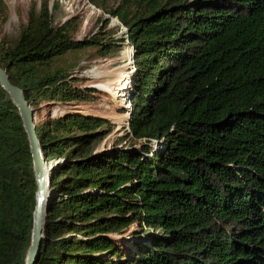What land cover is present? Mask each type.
<instances>
[{
  "label": "trees",
  "instance_id": "16d2710c",
  "mask_svg": "<svg viewBox=\"0 0 264 264\" xmlns=\"http://www.w3.org/2000/svg\"><path fill=\"white\" fill-rule=\"evenodd\" d=\"M51 3L34 2L11 36L0 1V67L34 116L62 109L35 123L54 167L37 264H264V0H121L109 10L134 49L127 116L143 144L119 160L96 153L110 121L67 109L105 98L122 111L54 63L119 52L125 41L108 21L76 39L81 17L56 23ZM152 142L161 148L150 154ZM35 193L27 136L0 86V264H24ZM130 212L151 231L125 251L109 236L129 226Z\"/></svg>",
  "mask_w": 264,
  "mask_h": 264
},
{
  "label": "rangeland",
  "instance_id": "374dc122",
  "mask_svg": "<svg viewBox=\"0 0 264 264\" xmlns=\"http://www.w3.org/2000/svg\"><path fill=\"white\" fill-rule=\"evenodd\" d=\"M7 6L9 15L6 24L5 32L8 35L15 36L27 20V12L34 2L40 0H0ZM105 4L94 5L90 0H52L50 8L53 4H57L58 10L56 11V23L66 22L69 18L80 16L82 22L75 38L80 40L85 37L91 36L98 31L103 22H107V29L111 31L112 37L115 39H122L125 42L122 45V50L115 53L96 55L93 50L82 51L75 55L67 54L54 63L55 68L61 67L66 71L69 80L75 84L88 87L96 86L104 89L109 100L116 105L122 112L119 113L115 108L106 101L105 98L98 103V105H74L67 110L73 111L78 114H87L92 117L103 118L115 127L114 132L107 136L97 148V154H107L111 159L119 160L116 158V152H126L129 155H137L142 152V143L132 138L129 131L130 120L127 116L131 110V100L133 94V74L135 72V54L132 47L126 41L127 30L123 24L111 14L109 10L115 9L121 0H99ZM94 89V88H91ZM99 91L97 89H94ZM108 90V91H106ZM62 109L59 107H43L35 113V123L40 124L45 121L49 114L59 115ZM130 143L135 146L121 149V147L129 146ZM152 152L160 150V146L155 142L149 145ZM122 163V162H121ZM129 188V186H127ZM128 189V193H130ZM51 199V198H50ZM136 199V200H135ZM127 202L136 203L138 196H130ZM133 213H128L125 218L130 221L127 228L118 234L109 236L110 239L118 243L121 249L125 251H134L133 243L142 241L151 230L144 228L143 221H141V214L136 212L133 219L130 218ZM117 218V217H116ZM63 224V220L57 221ZM56 222V223H57ZM148 232V233H147ZM115 236H119L115 237ZM115 237V238H113Z\"/></svg>",
  "mask_w": 264,
  "mask_h": 264
},
{
  "label": "water",
  "instance_id": "95a60500",
  "mask_svg": "<svg viewBox=\"0 0 264 264\" xmlns=\"http://www.w3.org/2000/svg\"><path fill=\"white\" fill-rule=\"evenodd\" d=\"M0 86L8 94L18 111L30 148L33 173L36 182V193L35 207L32 213L30 244L27 249L24 264H37L41 245L45 238L44 229L46 225L47 205L52 194L49 175L54 167H48L43 157L36 133L34 110L26 101L23 91L11 83L7 72L2 67H0ZM88 88L94 87L88 86Z\"/></svg>",
  "mask_w": 264,
  "mask_h": 264
},
{
  "label": "built area",
  "instance_id": "2783aa9c",
  "mask_svg": "<svg viewBox=\"0 0 264 264\" xmlns=\"http://www.w3.org/2000/svg\"><path fill=\"white\" fill-rule=\"evenodd\" d=\"M129 131H130V130H129ZM130 134H131V136H132V138H133L134 136H133V134H132V132H131V131H130ZM134 139H135V138H134ZM144 228H145V227H144ZM145 229H146V228H145Z\"/></svg>",
  "mask_w": 264,
  "mask_h": 264
}]
</instances>
